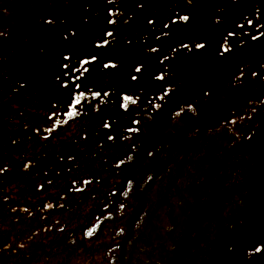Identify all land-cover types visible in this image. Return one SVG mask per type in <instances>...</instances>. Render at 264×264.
Returning <instances> with one entry per match:
<instances>
[{
    "label": "trees",
    "instance_id": "1",
    "mask_svg": "<svg viewBox=\"0 0 264 264\" xmlns=\"http://www.w3.org/2000/svg\"><path fill=\"white\" fill-rule=\"evenodd\" d=\"M16 1L0 0V24L5 6L23 9ZM36 1L25 4L21 29L0 30V264L91 258L80 251L102 253L103 264H203L183 246L171 255L191 208L218 211L168 169L186 139L184 122L167 128L166 116L185 109L211 72L253 57L249 36L229 54L218 48L208 14L220 0ZM102 38L109 44L99 47ZM81 91L86 98L68 107Z\"/></svg>",
    "mask_w": 264,
    "mask_h": 264
},
{
    "label": "rangeland",
    "instance_id": "2",
    "mask_svg": "<svg viewBox=\"0 0 264 264\" xmlns=\"http://www.w3.org/2000/svg\"><path fill=\"white\" fill-rule=\"evenodd\" d=\"M6 1V0H4ZM94 1V0H93ZM255 1V0H254ZM44 1H36V0H18L16 3L23 4V9L19 10L16 8H9V7H4L5 12H2L1 15H6L5 24H0V30L1 32H4L6 35H9L10 37L14 34L15 30L19 27L20 29L22 28L20 22L24 20L25 18V12L27 11V8H25V4H42ZM235 1L233 0H227L225 2V5H227L229 8H227V15L229 14H234V13H240L245 14V10H241V8L247 7L251 10L256 4V2H253L252 0H238V3H234ZM223 5V3L221 4ZM8 14H7V13ZM7 19V20H6ZM4 21V22H5ZM226 30V28H222ZM256 47H261V46H256ZM254 47V48H256ZM249 47L245 51L248 50ZM252 48V49H254ZM257 59L262 62V67L264 68V50L260 53V55L257 57ZM250 64L247 65V68L243 69V80L245 79H250L249 73L256 68L257 62L256 58L253 56L249 58L248 61ZM245 65V63L243 64ZM238 65H232L230 68L231 72L235 73L233 75L236 76V74L239 73L237 69ZM258 68H261L260 65ZM216 70L214 72H211L215 74ZM232 75V76H233ZM198 75H195V77ZM232 81V80H231ZM241 81V80H237ZM248 83L245 82L244 85H247ZM243 86V84H242ZM244 87V86H243ZM206 97V96H205ZM204 97V98H205ZM208 98V96H207ZM246 102H249V100H246ZM243 111L236 117L239 118V120L236 123H239L243 120H247V117H242ZM233 117V112H228L224 116L223 120H226L227 117ZM204 129V133H212L210 128L207 129L206 126ZM212 129V128H211ZM216 133L219 135L217 137L215 134V138H212L211 140H207L204 138V140L201 142V144H197L194 147V151H197V149H201L205 146V143L208 142L209 147L215 145L216 141L218 140L220 145L222 147L219 148V151H225V150H230L234 153H236V147L237 144H233L234 141V134L229 131L227 128H223L221 130L216 131ZM244 137V136H243ZM228 139L226 141L225 139ZM238 139V137H237ZM180 153L177 150H174L171 152V163L174 165V173H176L178 178H182V180L186 179L189 177L190 181L195 180L194 177H196V166L193 164L191 170L187 169V165H185V162L182 163L180 159L182 160V157H179ZM258 155V154H257ZM197 156V155H196ZM259 157L264 156V154L258 155ZM216 155H208L202 157L200 159V162L202 163H208L207 160L211 161L212 164H208L205 168L201 169L200 173H197L198 176L202 177L204 176L205 173V179H208L211 181L212 186L207 183L199 186V183H196L199 188L197 190V194L201 195L203 200H207L208 205L214 204L216 207L214 208V211H218L216 213L222 214L224 213L225 215H222L226 217L225 220H228V222L222 226V223H220L221 227H213L214 225H217L219 218L221 217H216V213H211L208 208L202 207L201 204L203 202L196 204L194 208H191L192 212V219L186 222V220H181L182 225H188L187 227L183 226L181 228L182 231H187V234H181L183 236V244L179 245L177 249H181V246L186 248V251L189 250V239H194L195 242L192 245L193 252L197 254L200 250L203 252V256H207L209 253L212 252L213 249V243L215 240L217 241L218 236H222L223 234H226V237H222V239L219 242L223 241V245H227L226 242L231 241L233 237V233L235 236L239 237L240 235H244L247 233V231L250 228V225L252 223H258L259 219L263 220V223L258 229L261 230L260 233H255V236H260L264 237V173L263 174H255V169L253 170H248L244 177L239 178V175L242 176V168H239L240 164L233 162V163H224L223 165H220L219 167L214 166V162H216ZM261 159V158H260ZM235 168L234 171H230L231 168ZM219 171V172H218ZM264 172V170H263ZM220 176H223L224 174L226 175L225 178L227 180L218 181L217 178ZM188 180V178H187ZM249 200L250 206L247 207L246 205V200ZM245 200V201H244ZM187 206L185 209H189ZM242 212V214H240ZM215 216V217H214ZM228 218V219H227ZM259 218V219H258ZM250 223L248 226H245L247 222ZM180 224V223H179ZM231 225V227H230ZM210 228V231L208 229ZM256 230V229H255ZM254 230V231H255ZM193 233H199L202 234V238H196V235ZM229 238V239H226ZM235 238V237H234ZM187 240V241H186ZM257 238H255L253 241H256ZM263 240V238L261 239ZM235 242H232L229 246H233L232 249H230L227 246H224L222 248V255L227 258H232V257H237L238 258V264H264V260H256L252 259V257L245 252H241V246L240 242H237V240H234ZM254 244V242H253ZM217 243L215 244L214 249L216 248ZM220 249V247H218ZM237 253V255H235ZM234 259V258H233ZM231 260H227V262H231ZM77 264H80L78 261Z\"/></svg>",
    "mask_w": 264,
    "mask_h": 264
},
{
    "label": "flooded vegetation",
    "instance_id": "3",
    "mask_svg": "<svg viewBox=\"0 0 264 264\" xmlns=\"http://www.w3.org/2000/svg\"><path fill=\"white\" fill-rule=\"evenodd\" d=\"M231 80L233 78L229 76L208 78L200 104V112L202 114L235 113L239 109L242 99V86L240 81H237V84H233ZM262 82H264V76H256L250 86L251 89L244 92L248 96L250 103H258L264 97V83L262 84ZM262 136V133L259 134L257 138L252 139L248 144L258 145L262 142Z\"/></svg>",
    "mask_w": 264,
    "mask_h": 264
},
{
    "label": "snow or ice",
    "instance_id": "4",
    "mask_svg": "<svg viewBox=\"0 0 264 264\" xmlns=\"http://www.w3.org/2000/svg\"><path fill=\"white\" fill-rule=\"evenodd\" d=\"M189 2H191V0H189ZM182 19L183 20H185V21H187L188 19H189V17L188 16H184V17H182ZM149 23H154V21H149ZM105 36H113V33L112 32H105V34H104ZM109 44V41L107 40V39H101V41L100 42H98V45L97 46H99V47H102V46H107ZM202 45H197V47H201ZM97 59V57L96 56H91V57H89V58H85L84 59V61H83V63L84 64H89V63H91L92 61H95ZM105 67H109V66H111V67H116V65L114 64V63H111L110 62V64H106V65H104ZM65 67H67V65H65ZM137 72H139V71H141V68L140 67H137L136 69H135ZM133 79H136V77L135 76H133L132 77ZM66 86V85H65ZM96 95H99V93H96ZM74 99H75V101H76V104L74 105V104H72L71 103V100L69 101V105H68V107H70V108H74V107H76V105H78L79 103H81L82 102V100L84 99V98H86V93L85 92H83V91H81L80 93H79V95L78 96H76V97H73ZM125 99L126 100H132V97L131 96H125ZM159 107V106H158ZM77 114H79L78 113V111L77 112H74V113H72L71 115H77ZM56 114L55 113H53L52 114V116H55ZM49 119L51 120L52 119V117H49ZM57 126H59V122H57ZM49 131H51V129H49ZM89 235H91V231H89V233H88ZM255 251L256 252H260V251H264V247H258V248H255Z\"/></svg>",
    "mask_w": 264,
    "mask_h": 264
}]
</instances>
